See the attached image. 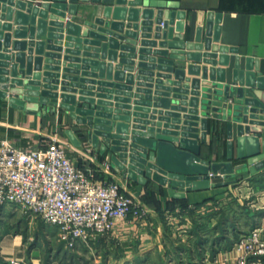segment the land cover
Instances as JSON below:
<instances>
[{
  "label": "water",
  "instance_id": "water-1",
  "mask_svg": "<svg viewBox=\"0 0 264 264\" xmlns=\"http://www.w3.org/2000/svg\"><path fill=\"white\" fill-rule=\"evenodd\" d=\"M76 1L0 0V95L11 105L68 110L90 142L101 138L115 153L126 177L153 179L175 196L214 186L210 178L220 174L264 168V79L244 86L240 73L226 82L213 65L226 63L228 49L200 28L184 40L176 12L160 9L154 18L144 0H81L99 4L93 22L81 23L67 16ZM209 116L229 120L230 138L236 123L238 164L232 140L228 161L200 156Z\"/></svg>",
  "mask_w": 264,
  "mask_h": 264
},
{
  "label": "crops",
  "instance_id": "crops-1",
  "mask_svg": "<svg viewBox=\"0 0 264 264\" xmlns=\"http://www.w3.org/2000/svg\"><path fill=\"white\" fill-rule=\"evenodd\" d=\"M24 1L41 5L53 0ZM144 1L154 8V18L160 9L176 12V20L183 21L184 40H195L200 28L203 38L210 37L214 44L225 46L228 49L223 53L227 56L226 63L217 61L213 66L222 70L226 82L232 83L234 76L239 77L240 73L244 86L249 77L264 79V0ZM69 5L73 6L75 15L69 10L67 16H75L81 23L93 22L99 6L93 1L81 0ZM17 11L15 8V13ZM15 17L14 14L13 24ZM108 19L114 20L113 17ZM209 22L212 23L210 35ZM215 82H219V78ZM228 122L222 117L207 118L205 140L199 139L202 158L228 161L232 140L233 162L235 165L240 162L235 143L236 123L233 122L230 138ZM52 137L62 142L68 156L93 179L120 183L124 191L142 199L153 211L147 218L130 215L117 220L113 230L91 247L79 241L71 248L59 239L56 226L57 236H52L44 228L46 223L31 220L33 218L22 208L0 204V264H13L12 260H18L19 264H215L217 254L233 247L241 234L264 226V213H261L264 212V168L253 172L248 166L236 170L233 176L220 174L210 178L214 186L179 191L181 196H175L167 185L153 179L141 183L126 177L112 158L115 153L101 148V138L99 146L90 142L85 127L78 124L68 110L41 104L39 109L28 111L11 105L0 95V143L6 140L18 149L31 151L46 148ZM226 199L227 205L220 209L212 210V206H208ZM184 204L196 207L189 209L183 207ZM255 204L261 205L255 207ZM202 206H208V210H201ZM177 207L188 211L187 219H183L186 227L178 238L165 216L166 211Z\"/></svg>",
  "mask_w": 264,
  "mask_h": 264
},
{
  "label": "built area",
  "instance_id": "built-area-1",
  "mask_svg": "<svg viewBox=\"0 0 264 264\" xmlns=\"http://www.w3.org/2000/svg\"><path fill=\"white\" fill-rule=\"evenodd\" d=\"M226 203L227 199L221 204ZM0 204H13L56 226L59 239L71 248L79 241L91 247L113 230L117 220L130 215L147 218L153 211L142 199L124 191L120 183L93 179L75 164L56 137L46 148L31 151L6 140L0 143ZM165 216L178 238L186 227L183 219L188 211L177 207ZM215 264H264V226L241 234L233 247L217 254Z\"/></svg>",
  "mask_w": 264,
  "mask_h": 264
},
{
  "label": "rangeland",
  "instance_id": "rangeland-1",
  "mask_svg": "<svg viewBox=\"0 0 264 264\" xmlns=\"http://www.w3.org/2000/svg\"><path fill=\"white\" fill-rule=\"evenodd\" d=\"M222 201L223 200H221V201H219L220 203H213V204H211V205H208V206H212L211 208H213L212 210H216V209H220L222 206H225V205H227V204H225V205H222L221 203H222ZM228 203V202H227ZM261 204H255V207H257V206H260ZM206 209H208V208H206ZM255 210H257V208L255 209ZM31 218H33V219H31V220H36V221H39L40 219L39 218H34V217H32L31 216ZM41 221V220H40ZM48 224H45V229L47 230V232H49V234L50 235H52V236H57V229L56 228H54V226H47ZM177 238L176 237H174V240H176ZM178 240V239H177Z\"/></svg>",
  "mask_w": 264,
  "mask_h": 264
},
{
  "label": "trees",
  "instance_id": "trees-1",
  "mask_svg": "<svg viewBox=\"0 0 264 264\" xmlns=\"http://www.w3.org/2000/svg\"><path fill=\"white\" fill-rule=\"evenodd\" d=\"M184 203H186V202H184ZM188 206V204H184L183 205V207H187ZM260 213V212H259ZM261 213H264V212H261ZM256 214V213H255Z\"/></svg>",
  "mask_w": 264,
  "mask_h": 264
}]
</instances>
